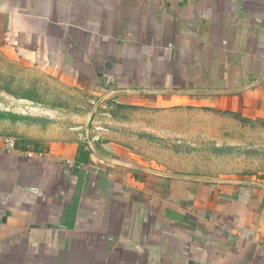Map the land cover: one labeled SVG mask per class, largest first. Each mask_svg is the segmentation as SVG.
I'll use <instances>...</instances> for the list:
<instances>
[{
    "label": "crops",
    "instance_id": "crops-1",
    "mask_svg": "<svg viewBox=\"0 0 264 264\" xmlns=\"http://www.w3.org/2000/svg\"><path fill=\"white\" fill-rule=\"evenodd\" d=\"M0 49L84 95L200 97L264 117V0H0ZM22 140L41 153L0 150V264H264V182Z\"/></svg>",
    "mask_w": 264,
    "mask_h": 264
},
{
    "label": "rangeland",
    "instance_id": "rangeland-1",
    "mask_svg": "<svg viewBox=\"0 0 264 264\" xmlns=\"http://www.w3.org/2000/svg\"><path fill=\"white\" fill-rule=\"evenodd\" d=\"M139 97L78 93L0 49V138L113 144L133 164L181 178L264 182V117L256 111L200 97L174 104Z\"/></svg>",
    "mask_w": 264,
    "mask_h": 264
},
{
    "label": "built area",
    "instance_id": "built-area-1",
    "mask_svg": "<svg viewBox=\"0 0 264 264\" xmlns=\"http://www.w3.org/2000/svg\"><path fill=\"white\" fill-rule=\"evenodd\" d=\"M39 145L31 141H24L19 138L5 137L0 138V150L6 153L18 152L26 158L32 159L40 155Z\"/></svg>",
    "mask_w": 264,
    "mask_h": 264
},
{
    "label": "water",
    "instance_id": "water-1",
    "mask_svg": "<svg viewBox=\"0 0 264 264\" xmlns=\"http://www.w3.org/2000/svg\"><path fill=\"white\" fill-rule=\"evenodd\" d=\"M123 94H128V92H117V93H113L110 95V97L112 96H119V95H123ZM91 148H92V151L97 154L98 156L102 157L103 159L107 160V161H110V162H114V163H117V164H121V165H125V166H129V167H132V168H138V169H142V170H148V169H145L143 167H140V166H136V165H133V164H130V163H125L123 161H120L116 158H112L111 154L102 150V149H98L95 145L91 144ZM150 171V170H148ZM153 171V170H152ZM168 176H173V177H177V176H174V175H170V174H166ZM222 182H226L227 181H222ZM230 183V182H229ZM234 183H237V182H234ZM239 183H249L251 184L252 182H239ZM253 184H257V185H261L259 183H253ZM264 186V185H262Z\"/></svg>",
    "mask_w": 264,
    "mask_h": 264
},
{
    "label": "trees",
    "instance_id": "trees-1",
    "mask_svg": "<svg viewBox=\"0 0 264 264\" xmlns=\"http://www.w3.org/2000/svg\"><path fill=\"white\" fill-rule=\"evenodd\" d=\"M80 153H81V155H79L77 160L81 161V162H83V161L88 162V161H90V156L92 155L93 152L88 145H85L83 147V149H81ZM115 156H120V155H115ZM123 160L131 161L130 158H124Z\"/></svg>",
    "mask_w": 264,
    "mask_h": 264
}]
</instances>
